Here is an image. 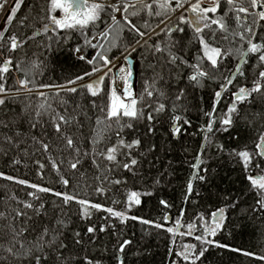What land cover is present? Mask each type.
Instances as JSON below:
<instances>
[{"label": "trees", "instance_id": "trees-1", "mask_svg": "<svg viewBox=\"0 0 264 264\" xmlns=\"http://www.w3.org/2000/svg\"><path fill=\"white\" fill-rule=\"evenodd\" d=\"M6 1L7 0H2ZM244 6L251 13L252 6L250 0H233V5H228L227 0H220V11L217 15H223L228 28V40L222 39V34L217 31L215 36V44L223 48H236L240 46L241 41L238 37L233 38L232 32L243 31L249 25L254 28L257 27V17L249 15L246 17L247 23L243 28L237 27L235 20V13L228 11L229 7ZM39 6V7H36ZM50 7V0H23L20 8L16 11L15 17H11V23H6L4 30V48L0 52V65L4 60L11 56L13 59V66L10 71L5 74L4 80L7 88H13V85H18V81L24 78V72H28V78L34 80L35 84H30V87L37 88L38 91L32 93L25 92L21 89L19 98L6 103L5 106L0 107V121L12 122L9 128L3 127L0 124V148H3L5 135H13L16 131L25 134L28 139L27 144L21 143L20 149L17 151L15 148L8 152V155H3L0 151V171L7 175L24 179L32 183L42 186L50 187L56 191H64L63 185L60 183L59 174L52 167L50 158L54 159L60 165L61 173L71 175L69 169V160L71 153L66 148L65 144L59 139L54 132L52 126V115L55 112L66 114L68 117H76L77 121H71L67 126L66 131L77 142L82 152L87 151L91 155L93 151L96 152L100 169L98 172L99 179L96 178L97 169L90 166V155L83 159V169L80 179L72 177V183L76 184V191L79 196L88 199L93 203H99L105 208L111 207L114 211H124L127 216H137L139 218L147 219L164 224V227H171L179 218L181 223L185 225L181 231L186 232V225L189 222L197 225L196 234L199 235L202 230V225L196 219L199 213H203L206 218L210 217L211 212L219 208L225 209L226 220L223 229L217 233L215 240L222 244L228 245L229 248H236L247 251H254L260 253L264 249V216L261 214H253L251 207L255 203V191L250 190L249 182L246 180L245 170L242 166L240 159L236 156H230L229 152L233 149L237 151L243 150L245 146L249 151L254 148L253 141L257 133L264 131V121L256 118V123L249 128L244 127L243 121L237 120L236 125L232 128L230 133H213L214 142L224 145V152H218L214 145L208 147V154L210 158L205 160V164L212 169L210 180L207 183L201 184L199 180L194 182V190L191 196H186V185L192 177L193 169L190 167L195 163V156L198 149L204 143L203 136L205 133L200 129L207 123L208 118L204 115L205 112L211 110L213 92L218 89V83L207 82L203 88L194 87L188 83L186 78H180L178 81L168 80L169 68L163 69L165 81H161L157 87H164L169 92L168 97H161L160 102L166 104L167 110L156 116L153 121L155 126V133L151 136L146 135V127L148 122L146 119L133 122V130L125 128L121 135L127 140L133 138H140L141 150L147 153L148 144H156L158 146L159 157L155 160L154 166L149 163L156 156V153H147L146 157H139V152L133 150V155L141 159L139 174L135 177L130 172L123 170L121 166L112 164V171H106L109 166L106 160L99 159V154L104 152L107 147L111 146L115 141L114 129L105 128L102 123L99 127L104 128L102 138L97 140L94 145L92 137L96 135L94 131L97 127L96 119L98 116L102 117L100 105H105L109 102L110 95V81L105 79L104 91L98 96L92 97L87 90L78 91L77 93H69L60 90L59 95H56V88H39L42 84H66L67 80L74 78L78 74L90 66L84 61L76 59L70 49L80 41V35L76 31H59L57 33L43 32L42 23H50L49 20H43L42 23L38 22L35 18L36 13L41 8L47 9ZM140 5L136 9L130 8L129 12L139 10ZM55 15L59 18L61 13L57 11ZM241 19H245L244 14L241 13ZM27 16L28 20L25 21L28 27H21L20 21ZM102 19L110 17L104 16ZM134 23H142L146 19L145 13L140 11L136 17H132ZM175 20V19H174ZM168 22L172 24L174 21ZM9 21V20H8ZM155 18L150 22L149 27L155 23ZM107 25L101 23L100 28ZM162 26V25H161ZM163 27V26H162ZM184 35L192 38V30L185 25ZM37 28H40V35L34 39L28 40L22 48H19L15 53H9L8 37L12 34L17 35L21 39L31 36ZM159 31V29L157 30ZM150 43H155L160 39L155 37ZM206 37H210V33L206 30ZM127 37V32L123 33ZM51 38L52 48L48 49L47 45ZM264 38V28L259 25L257 28V42ZM57 39L60 40L59 45L56 43ZM234 40V42H232ZM210 43H213L209 39ZM121 44L124 43L122 39ZM187 47L185 52L191 58L197 55L198 42L192 38L191 43L185 41ZM247 48V44H244ZM87 56L91 57L95 50L84 49ZM119 53V49H113L110 56H115ZM147 59L145 60V67L150 63H154V58L145 53ZM202 55V53H200ZM133 57L136 59L135 54ZM231 64L234 66L238 61L235 58H229ZM18 62L24 71L18 70L15 65ZM207 66V61H204ZM227 63V61H226ZM38 65L33 68L32 65ZM139 66V62L137 61ZM156 70L160 71V65L156 66ZM257 68L256 59L254 56L249 57V62L245 65L246 75L249 72L255 73ZM96 73L95 75H97ZM94 75V76H95ZM152 75L151 68L144 73V79ZM175 76V72L172 71ZM92 77H86L89 80ZM84 80V81H85ZM79 81V84L84 82ZM142 78L138 74L136 79V93L140 94L142 91ZM236 83H242L240 78ZM77 85H70L76 87ZM185 90V97L182 101L177 102L176 113L181 115V132L178 138H173L171 134L172 124V105L176 88ZM42 91L46 94V100H42L39 92ZM13 92L15 89L13 88ZM109 93V95H105ZM156 97H153V101ZM93 101L96 102L97 107H93ZM148 97L145 96V104ZM44 102L45 109H39V105ZM229 102L228 94L226 93L221 100L220 105L217 107V116L220 115L222 110L226 109ZM50 105V107H48ZM25 106L27 112L24 118L21 119L19 114L24 111ZM139 107V105H138ZM245 112L251 113L258 110V105H253L251 108H246L241 105ZM39 110L42 115L37 122L35 120V112ZM65 110L66 113H65ZM145 114L152 111V109L145 107ZM184 119L191 121V126L184 124ZM249 119L253 117L249 116ZM127 118H125V122ZM30 123H36V128L32 130ZM219 126V120L215 127ZM65 129L62 127V132ZM32 136L38 139H43L49 143V151L43 152L39 144H33L30 140ZM239 136L237 140L234 137ZM166 149V150H165ZM16 156L21 160L19 165H12L9 162L11 156ZM122 162L124 157H118ZM44 165L41 170L37 163ZM169 161L171 164L169 165ZM62 162V163H61ZM254 167V165H253ZM264 167V165H262ZM252 175H257L258 170L249 169ZM43 173L41 178L40 173ZM87 175H84V173ZM164 177H160L161 173ZM264 174V173H260ZM154 178H161V183L153 186ZM120 179L126 180V183L114 184L113 180ZM97 187L104 188V192H97ZM71 191V187L68 189ZM34 191L23 185L15 184L11 181L0 179V212L5 214V218L0 219V264H29L27 259L16 261L10 257L4 250L7 247L5 226L12 220L17 209H22L28 215H32L31 209H23L22 204H18L17 200L32 202L34 205L39 204L41 201L45 203V209L48 211V219L52 220L53 215H60V209L57 205L60 201L57 197L49 194H39L40 201H33L27 195L28 192ZM140 193L141 203L139 205L132 204L129 208L128 201L132 192ZM146 191L153 192V195L146 196L143 193ZM199 193V195H197ZM13 196L16 199H13ZM234 199H238L240 203L235 207H227ZM161 200L167 201L169 207L165 208L160 204ZM115 201V203H114ZM80 206L72 204L68 209L64 210L65 218H70L71 223L65 230L67 242L72 247V255L74 264H83V258L91 259L94 264H118V247L123 240H131L123 255L124 264H170V261L176 260L175 251L180 250L182 243L197 244L199 250V242L195 241L192 237L185 235L181 237L176 235L173 237L171 234L156 229L151 225H144L139 220H127L126 223H121L119 219L111 217L109 213L103 210L89 209L90 218L81 219L79 215ZM182 214V215H181ZM167 215L170 221L165 223L163 217ZM107 217V219H105ZM44 219V217H33V220ZM54 223V220H52ZM19 226L20 220L15 221ZM108 226L106 231H100L101 226ZM115 226L114 228L112 226ZM95 227L96 232L89 234L86 229L88 227ZM79 231L83 243L76 245L72 239L74 232ZM173 240L175 243L173 244ZM173 251L170 254L169 248ZM229 248H216L212 246L198 264H261V262L254 261L249 257H245L241 252L230 251ZM67 251V250H65Z\"/></svg>", "mask_w": 264, "mask_h": 264}, {"label": "snow or ice", "instance_id": "snow-or-ice-1", "mask_svg": "<svg viewBox=\"0 0 264 264\" xmlns=\"http://www.w3.org/2000/svg\"><path fill=\"white\" fill-rule=\"evenodd\" d=\"M23 0H17L15 8L11 12V17H15L16 11L20 8ZM137 3H139V10L129 12L130 8L136 9ZM228 5H233V0H227ZM251 6L253 9L257 7L264 9V0H251ZM39 7V6H36ZM59 11L61 16L58 18L55 13ZM140 11L145 13L146 19L142 23H134L132 17H136L140 14ZM220 11V0H214L212 4L205 5L204 0H151V2H145V0H137V2H131V0H124L123 4L121 0H108L107 3L97 2V0H50V7L47 9L41 8L36 13V19L38 22L43 20H49L50 23H42L43 32L57 33V30L63 31H76L80 35V41L71 47L70 51L75 54L76 59L84 61L90 66L82 74L76 75L74 78L67 80L66 84H42L39 88H56V95H59L60 90L67 91L69 93H77L78 91L87 90L92 96H98L104 91L103 85L105 79L110 81V95L109 102L105 105H100L102 117L98 116L96 119V135L92 137V143L95 145L99 138H102L104 128L99 127L102 123L105 128H113L115 141L111 146L99 154V159L106 160L109 166L105 169L111 172L113 169L112 164L121 166L124 171L130 172L133 177L139 174V168L137 165H141V159L133 155V150L139 152V157H146L147 153H156L153 160L149 163L153 164L159 157L158 146L156 144H148L147 153L141 150V139L133 138L127 140L121 135V132L127 128L133 130V122L146 119L148 125L146 127V135L151 136L155 133L156 129L153 121L156 116L167 110L166 104L160 102L161 97H168L169 92L164 87H157L161 81H165L163 69L165 67L175 72V76L172 75V71L168 73V80H179L180 78H186L188 83L194 87L203 88L207 82L218 83V89L213 92L211 110L204 113L208 118L207 123L200 129L205 133L203 136L204 143L200 146L195 156V163H192L190 167L193 169L192 177L186 185V196H191L194 190V182L199 180L201 184L207 183L210 180L212 169L206 164L205 160L210 158L207 150L210 145H214L218 152H224V145L214 142L215 133H230L232 128L236 125L237 120L243 121L244 127L247 129L256 123V118L264 121V38H261L260 42H257V28L259 22L264 21V10H260L254 13H250L247 8L237 6L235 8L229 7L228 11L235 13V20L237 27L243 28L247 23L246 17L254 15L257 17L256 25L254 28L249 25L240 32H232L233 38L238 37L241 41L240 46L236 48H223L215 44V36L217 31L222 34L223 40H228L229 28L224 19L227 15L225 12L223 15H217ZM117 13L120 14V18L117 19ZM177 13H179L177 15ZM241 13L244 14L245 19H241ZM175 15V20L172 24L168 21ZM110 17V23L108 19H102V17ZM11 17L8 23H11ZM155 18V23L149 27L150 22ZM28 17L25 16L19 23L21 27H28L25 21ZM101 23L107 25L104 28H100ZM163 25V27H161ZM185 25L192 30V38L198 42L197 55L189 58L185 52V48L188 43H191V39L184 35ZM159 29V31H157ZM206 30L210 33V37H206ZM7 32V28L4 30ZM127 32V37L123 36V33ZM155 37L160 39L155 43H150ZM40 34V28L31 35L24 39H21L15 34L8 37L9 53H15L19 48H22L28 40L34 39ZM124 40L121 44L120 41ZM209 39L213 43L209 42ZM4 32H0V52L4 48ZM234 42V40L232 41ZM56 43L59 45L60 40L57 39ZM247 44V48L244 44ZM48 49L52 48L51 38L47 45ZM95 50L91 57L87 56L84 49ZM119 49V53L115 56H110L113 49ZM154 58V63H150L145 67V60L147 56ZM202 53V55H200ZM135 54L136 60H133ZM254 56L256 59L257 68L259 69L255 73L249 72L246 75L245 65L249 62V57ZM229 58H235L238 63L234 66L231 64ZM119 60L120 64L117 65L115 61ZM207 61L205 66L204 61ZM139 62V66L137 65ZM227 61V63H226ZM18 62L15 67L24 71L20 67ZM160 65V71L156 70V66ZM13 66V59L8 56L0 65V107L6 105L19 98V93L23 89L26 93H32L38 91L37 88L30 87V84H35L34 80L28 78V72H24V78L18 81V85H13L15 89V95L13 94V88H7L4 80L5 74H7ZM33 68H37L38 65L33 64ZM151 68L152 75L147 79H144V73ZM96 73H103L95 80L79 84V81H84L86 77H92ZM142 78V91L137 95L133 88V84L136 81L137 75ZM240 78L242 83H236ZM121 82L122 91L118 93L116 82ZM167 83V81H165ZM70 85H77L76 87H70ZM228 94L229 102L226 105V109L222 110L219 116H217V107L220 105L221 100L225 94ZM42 100H46V94L42 91L39 92ZM185 90L182 88H176L172 105V124L171 134L173 138H178L181 132V115L175 114L177 109V102L182 101L185 97ZM145 96L148 97V101L145 104ZM156 100L153 101V97ZM139 105V107H138ZM243 105L246 108H251L253 105H258L259 108L256 111L247 113L240 106ZM45 103L42 102L39 105V109H45ZM27 107L23 112L19 114L23 119L27 112ZM50 107V105L48 106ZM93 107H97L96 102L93 101ZM145 107L152 109V111L145 114ZM52 115V126L57 137L63 141L66 148L71 153V159L69 160V169L71 175L61 173L60 165L56 163L54 159L50 158L52 167L59 174L60 183L64 187V191H56L50 187L42 186L36 183L29 182L24 179L7 175L0 171V179L14 182L18 185L26 186L33 189L27 193L33 201H40L39 194H51L57 197L60 204L57 207L60 209V215H53L52 220L48 219V211L45 209V203L41 201L39 204L34 205L32 202L17 200L18 204L23 205V209H31L32 215H28L22 209H17L12 220L5 226L6 243L7 247L4 249L8 255L14 258L16 261H22L27 259L29 264H74L72 247L67 242L65 236V230L71 223L70 218H65L64 210L68 209L72 204L80 206L79 215L81 219H89V209L103 210L110 214L111 217L119 219L121 223H126L127 220H139L141 224L151 225L156 229H162L173 237L179 235L184 237L185 235L192 237L195 241L199 242V250H197V244L182 243L180 250L175 251L176 260L170 261V264H198L208 252L209 248L215 246L216 248H229L228 245L222 244L215 240V236L219 231L223 229L224 222L226 220L225 209L219 208L216 211L211 212L210 217L206 218L203 213L197 215V220L202 225L200 234H196L197 225L189 222L186 225L187 231H181L185 227L178 218L174 225L171 227H164V224L150 221L147 219L139 218L137 216H127L124 211H114L113 208H105L99 203H93L88 199L81 198L76 191L77 185L72 183V177L78 179L82 178L81 173L83 169V159L89 157V152L80 150L79 145L73 139L71 135L66 131L67 126L71 121H77L76 117H68L66 114L55 112ZM67 110H65L66 113ZM41 111L35 112V120L38 122L41 117ZM249 116L253 119H249ZM125 118L127 121L125 122ZM219 120V126L215 127ZM12 122L0 121V124L5 128H9ZM79 123V121H77ZM184 124L191 126V121L184 119ZM62 127L65 131L62 132ZM30 128L34 130L36 123H30ZM235 139L239 140V136H235ZM33 144H39L40 149L47 153L49 151V143L43 139H38L35 136L30 138ZM28 139L25 138V134L16 131L13 135H5L4 146L0 148L3 155L7 156L8 152L15 148L17 151L20 149V144H27ZM254 148L252 151L247 149V146L243 150L237 151L233 149L229 152L230 156H236L240 159L242 166L246 173V180L249 182L250 190L255 191V203L251 207L253 214H261L264 216V131L257 133L256 138L253 141ZM166 150V149H165ZM124 157L122 162L118 159L119 156ZM9 162L12 165H19L20 159L16 156H11ZM39 168L42 170L44 165L37 161ZM62 163V162H61ZM169 165L171 161L168 162ZM254 165V167H253ZM90 166L96 168V178L99 179L100 164L95 151L90 155ZM258 170L257 175H252L249 169ZM43 178V173H40ZM84 175H87L85 172ZM160 177H164V173L160 174ZM126 180L116 179L113 180L114 184L126 183ZM161 183V178H154L153 186ZM71 187V191L68 189ZM97 192H104V188L97 187ZM146 196L153 195V192L146 191L143 193ZM140 193L132 192L128 205L129 208L134 203L139 205L141 203ZM199 195V193H197ZM13 199H16L13 196ZM115 203V201H114ZM240 201L234 199L227 207L235 208ZM160 204L167 208L169 207L167 201L161 200ZM182 215V214H181ZM33 217H44V219L33 220ZM5 218V214L0 212V219ZM107 219V217H105ZM20 220L19 226L15 221ZM165 223L170 221V217L165 215L163 217ZM106 225L101 226L100 231L107 230ZM115 227L114 225L112 226ZM87 233L92 234L96 232L95 227H88ZM76 245H81L83 240L81 233L75 231L72 237ZM131 240H123L118 247V264H124L123 253L125 248L131 244ZM175 241L173 240V244ZM67 250V251H65ZM233 252H241L245 257H249L254 261L264 264V249L260 253L254 251L241 250L236 248H229ZM173 249L169 248L171 254ZM83 264H94L91 259L87 257L83 258Z\"/></svg>", "mask_w": 264, "mask_h": 264}, {"label": "rangeland", "instance_id": "rangeland-1", "mask_svg": "<svg viewBox=\"0 0 264 264\" xmlns=\"http://www.w3.org/2000/svg\"><path fill=\"white\" fill-rule=\"evenodd\" d=\"M213 2H214V0H204V3H206V5L212 4ZM16 3H17V0H7L6 3H5V1L0 0V32H2L4 30V27H5L6 23L8 22L9 18L11 17V12L15 8ZM241 7H244V6L241 5ZM259 25H261L264 28V25L261 24L260 22H259ZM115 63L117 65H119L120 61L117 60ZM102 74L103 73H98L93 78L95 79L97 76H100ZM93 78H91V79H93ZM91 79H89V80H91ZM89 80H85L84 82L89 81ZM84 82H82V83H84ZM82 83H80V84H82ZM116 87H117L118 93H120L122 91V88H121V82L119 80H117V82H116ZM134 90L136 91V82H135ZM23 93H26V92H23ZM13 94L15 95V92H13ZM19 94H22V93H19Z\"/></svg>", "mask_w": 264, "mask_h": 264}, {"label": "built area", "instance_id": "built-area-1", "mask_svg": "<svg viewBox=\"0 0 264 264\" xmlns=\"http://www.w3.org/2000/svg\"><path fill=\"white\" fill-rule=\"evenodd\" d=\"M149 1H151V0H145V2H149ZM123 2H124V0L122 1V4H123ZM131 2H134V3H135V2H137V0H131ZM138 4H139V3H137V5H138ZM260 10H263V9L257 7V8L255 9V12L260 11ZM178 14H179V13H177V15H178ZM116 15H117V19H119V18H120V14L117 13ZM173 18H175V15H173L171 19H173ZM260 23L264 25V22H263V21H260Z\"/></svg>", "mask_w": 264, "mask_h": 264}, {"label": "bare ground", "instance_id": "bare-ground-1", "mask_svg": "<svg viewBox=\"0 0 264 264\" xmlns=\"http://www.w3.org/2000/svg\"><path fill=\"white\" fill-rule=\"evenodd\" d=\"M123 0H121V3H122ZM97 2H104V3H107L108 0H97ZM112 2H115V0H112ZM264 10V9H263ZM264 22V21H263Z\"/></svg>", "mask_w": 264, "mask_h": 264}, {"label": "water", "instance_id": "water-1", "mask_svg": "<svg viewBox=\"0 0 264 264\" xmlns=\"http://www.w3.org/2000/svg\"><path fill=\"white\" fill-rule=\"evenodd\" d=\"M40 35V34H39ZM39 35H37V36H39ZM133 60H136L134 57H133ZM93 80H95V79H93ZM91 81V80H90ZM88 82V81H87ZM136 82V81H135ZM135 82H134V84H133V88L135 87ZM85 83V82H84ZM84 83H82V84H84Z\"/></svg>", "mask_w": 264, "mask_h": 264}]
</instances>
